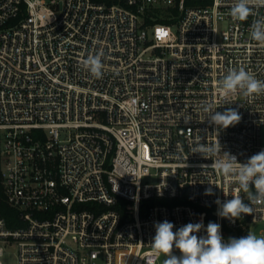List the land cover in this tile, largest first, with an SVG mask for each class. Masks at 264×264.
<instances>
[{"label":"built area","instance_id":"2783aa9c","mask_svg":"<svg viewBox=\"0 0 264 264\" xmlns=\"http://www.w3.org/2000/svg\"><path fill=\"white\" fill-rule=\"evenodd\" d=\"M233 2L0 0V249L14 244L16 264H158L157 223L215 222L224 242L264 224L243 191L253 213L221 218L238 185L192 152L264 151V95L218 91L230 67L264 80L256 16L233 21ZM100 52L97 79L82 62ZM205 103L240 122L219 128Z\"/></svg>","mask_w":264,"mask_h":264},{"label":"clouds","instance_id":"9594fccd","mask_svg":"<svg viewBox=\"0 0 264 264\" xmlns=\"http://www.w3.org/2000/svg\"><path fill=\"white\" fill-rule=\"evenodd\" d=\"M264 8V0H234L228 15L233 21H246L250 16H256L250 25L251 40L264 45V15L259 10ZM103 53L88 55L83 60V66L97 79L103 77ZM218 91L221 96L228 97L240 91L244 97L264 95V80L257 79L243 67H230L227 73L218 81ZM210 123L219 128H228L240 122L241 115L236 109L228 108L216 112L211 104L202 106ZM189 120H186L187 123ZM204 158L215 157L211 167L215 168L224 178L238 185L232 199L223 203L218 211L221 218L231 221L242 219L243 215H251V203H245L239 191L248 193L250 202L264 203V151L251 156L246 163H239L235 155L223 152L217 139L214 145L198 144L192 149ZM207 165H204L205 167ZM254 189V191H253ZM211 194V189L207 190ZM228 196V192H224ZM219 203V201H217ZM156 234L151 243L157 255L163 254L162 264H264V235L257 236L248 233L244 237H230L223 241L221 225L209 222L204 228L202 223H188L175 232L174 224L167 220L155 225ZM204 229L206 236L196 233ZM177 249L180 255L173 254ZM3 255V249H0Z\"/></svg>","mask_w":264,"mask_h":264},{"label":"rangeland","instance_id":"374dc122","mask_svg":"<svg viewBox=\"0 0 264 264\" xmlns=\"http://www.w3.org/2000/svg\"><path fill=\"white\" fill-rule=\"evenodd\" d=\"M260 141L262 144H264V126H262L260 130ZM145 180L147 182H156L157 179L155 177H148ZM261 227H264V224L262 223L253 224L251 232L257 235L258 230ZM2 247H3V255L1 256V262L3 264H16L17 252H16L15 245L14 244H2ZM164 259H165V256L163 254H160L158 258V264H162Z\"/></svg>","mask_w":264,"mask_h":264},{"label":"trees","instance_id":"16d2710c","mask_svg":"<svg viewBox=\"0 0 264 264\" xmlns=\"http://www.w3.org/2000/svg\"><path fill=\"white\" fill-rule=\"evenodd\" d=\"M191 2V1H194V2H197V3H208L209 0H187V2ZM175 11V10H174ZM167 12L166 11H163V12H159L158 14H156L155 16L157 17L156 18V21H159V22H163V23H169L171 20H169L167 17ZM149 20V19H148ZM147 20V21H148Z\"/></svg>","mask_w":264,"mask_h":264}]
</instances>
